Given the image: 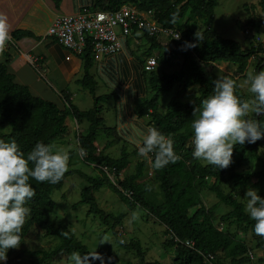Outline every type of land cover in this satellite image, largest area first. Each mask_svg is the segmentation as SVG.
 I'll use <instances>...</instances> for the list:
<instances>
[{"label": "trees", "instance_id": "obj_1", "mask_svg": "<svg viewBox=\"0 0 264 264\" xmlns=\"http://www.w3.org/2000/svg\"><path fill=\"white\" fill-rule=\"evenodd\" d=\"M217 2L218 0H92V7L99 9L117 10L123 4L135 5L140 10L151 9L162 26L175 28L181 34L179 40L169 38L176 44L170 49L168 45L158 43L155 36L150 37L142 32L151 43L144 56L152 55L154 49H160L168 56H161L162 53L158 55L157 65L158 61H164V57L167 63L171 60L175 67L171 72L162 71L161 74L156 73V68L151 72L144 71L150 75L149 82L153 93L137 106L141 116L149 117V127L157 128L174 141L175 152L180 157L177 162L170 163L159 171H154L151 164L149 165L150 179L156 189L153 188L151 180L145 178V160L135 162L134 170L120 177V173L129 165L132 153L126 146L120 149L118 156H112L105 151L110 143L108 141L98 150L100 129H104L107 138L115 131L112 127L105 126L101 115L102 102L112 98L113 94H95L96 81L89 71L93 60L91 46L88 45L81 55L83 75L77 80L93 96V105L87 109L78 108L67 94L63 96V109L50 100L34 95L27 85L16 82L13 74L9 72L8 55L0 61V139H14L20 149L27 153L37 142L53 143L69 135L72 128L67 119L71 117L77 125L86 123L85 128L81 129L78 125L73 132L78 149L82 147L87 152L82 158L83 161L88 165L98 166V172L93 175L69 168L64 178L54 185L30 181L36 194L29 201L31 216L23 226L22 241L33 230H40L43 236H52L57 241L50 248L31 251L28 264H49L54 259H60L61 255L68 257L73 253H79L85 264H118L101 248L90 251L65 224L56 225L50 218V212L56 207L52 192L60 189L66 177L73 173L80 175L88 184L82 188L81 198L75 204H88L87 213L93 214L111 229H114V225L125 214L107 213L99 207L95 192L102 186L111 188L129 208L139 207L161 223L167 233L163 246L171 249L173 253L170 264H222L223 259H228L231 264H242L248 261L249 256L252 257L248 244L237 238L235 231H231L229 227L235 225L237 229L254 233L255 221L244 211L242 193L233 189L250 181L258 195L264 198V170H253L250 162L253 157L262 159L261 155L264 156V139L234 146L232 162L227 168H215L192 156L193 136L190 125L193 108L212 94L215 66L223 68L225 75L230 78L246 77L245 72L251 59L258 57L254 70H264L263 43L242 48L239 42L224 38L213 29V10ZM259 3L264 10V0ZM198 20L203 23L201 31L194 28ZM195 33H202L203 40H197ZM27 34L17 30L11 36L17 40ZM188 44L196 46L189 47ZM261 53L262 56L259 57ZM175 84L180 87L178 93L196 85L198 96L185 103L171 98L165 110L160 112V96L172 90ZM236 93L242 98L245 97L237 91ZM254 118L264 120V117H255V114ZM72 153L70 151V157ZM110 174H113L115 180L110 178ZM208 178H213V182L209 183ZM223 182H232V190L226 191L221 186ZM204 189H209L218 202L229 207L219 217L221 228L215 223L214 210L217 206L206 207L202 201L201 192ZM125 192H129V196ZM225 224L226 228L223 229ZM175 237L181 241L192 240L194 247H187L174 240ZM256 241L258 246L264 247V237L258 236ZM123 245L127 249L137 250L139 261L136 264H160L157 260L144 261L139 240Z\"/></svg>", "mask_w": 264, "mask_h": 264}, {"label": "rangeland", "instance_id": "obj_2", "mask_svg": "<svg viewBox=\"0 0 264 264\" xmlns=\"http://www.w3.org/2000/svg\"><path fill=\"white\" fill-rule=\"evenodd\" d=\"M259 1L260 0H218L217 5L213 10V29L220 36L239 42L242 48H249L251 45H258L259 42L264 44V10L262 9ZM196 24L195 26L193 24L194 28L197 31H201L203 29L202 21L198 20ZM161 39L164 40V43L162 42V44L168 45L170 49H173L176 45L173 40L166 37H162ZM142 42L143 45L141 47L149 45V42L146 39H142ZM154 52L158 55L162 53L161 56H168L166 52H162L160 49H155ZM258 56L261 57L262 53ZM162 59L166 61H161V63L165 64L166 68V70L163 69V71L171 72L170 70L174 69V66H169L164 57ZM257 60L258 57L251 59L246 72L254 69ZM221 69L223 70V68ZM156 70V73H162L158 67ZM213 74L215 78L226 76L225 72H222L216 67L213 70ZM46 77L51 81L48 76ZM234 80L237 83L236 91L244 95V98H248L250 94L248 92L247 85L245 84L246 77H237ZM76 87L78 86L74 85V88ZM197 88L198 87L196 85L192 86L187 90V93L184 94V92L178 93L179 86L175 85L168 93H164L160 96L159 111L163 112L165 110L166 105L171 98H176L182 102L191 101L194 97L198 96ZM82 92V94L80 93L75 98V102L73 104L77 103L79 107H91L93 105L92 96L88 92ZM148 92H150V90H148ZM103 93L106 94V91L103 86L100 85L96 91V95H104ZM152 93L153 92L148 93L146 97H151ZM110 103V101L106 100L102 102L101 115L104 117V124L107 125L112 123L110 119L111 116H113L112 111L109 110ZM67 122L70 127L75 125L71 117L67 119ZM74 131H76V129H74ZM102 134L106 135L104 133V129H100L97 139L98 144L102 143L100 141ZM67 137L68 135L64 139L54 141L53 143L60 148L73 151L69 161V168L79 169L89 175L97 173L98 166L94 164H86L78 154L75 135L73 136V140L72 135L70 136V141L66 140ZM121 148L109 147L108 150L105 151H108V153L112 156H118ZM131 148V146L126 147L128 151H130ZM133 150L135 151L133 152ZM130 152H132L130 163L120 173V177L122 178L127 173L132 172L134 170L135 162L145 160L147 162V166L145 168V178L147 180H151L150 162L146 158L141 157L136 148H132ZM261 156L262 159H256L254 157L250 159L253 170H264V156ZM201 162L206 164L205 161ZM109 176L112 180H115L113 174H110ZM208 181L209 183H212L213 178H208ZM150 182L153 188L156 189V185L153 183V180ZM231 183L232 182H223L221 186L225 187L226 191H231L233 188ZM87 185V182L80 177V175L73 173L66 177L64 184L60 189H55L52 192L51 196L56 202V207L50 212V218L54 224H65L78 239L88 246L90 251L94 252L97 248H101L109 255V258L112 261L118 264L138 263L139 259L137 250L127 249L123 245L129 244L131 241L135 240H139L140 242L144 261L151 262L157 260L160 264H170L173 253L171 249L163 246V241L167 238V233H165V228L161 223L156 221L155 218L147 214L146 211L139 207L129 208L111 188L102 186L97 192H95V199L99 207L107 213L125 214L120 222L114 225V229H111L109 225L104 224L93 214L87 213L88 204H75L81 198L80 193L82 188ZM249 187L254 188L250 181L233 189L241 191L242 200L245 203L246 198L244 197V194ZM201 198L206 207H210L212 205L217 206L214 210L216 215L215 223L221 228L222 225L221 222H219V217L227 212L229 207L221 202H218L215 195L209 189H204L201 192ZM134 216L136 218H134ZM112 223L113 221L111 220L110 224ZM224 228H226V224L223 225V229ZM229 229L231 231H235L236 237L244 240L248 244L250 252L252 253V257L249 256L248 261L242 264H264V247L258 246L256 241L258 235L249 230L242 231L237 229L235 225H231ZM56 241L57 239L52 236H43L40 230H33L26 235L19 248L9 249L7 251V260L0 261V264H28L29 259H31V251L39 248H50ZM70 256L67 257L65 255H61L60 259H54L49 264H71ZM222 257L223 254H221V258ZM221 263L231 264L228 259H223ZM81 264L85 263L82 261Z\"/></svg>", "mask_w": 264, "mask_h": 264}, {"label": "clouds", "instance_id": "obj_3", "mask_svg": "<svg viewBox=\"0 0 264 264\" xmlns=\"http://www.w3.org/2000/svg\"><path fill=\"white\" fill-rule=\"evenodd\" d=\"M194 35L197 40H203L202 33ZM11 39L7 16L0 13V55ZM212 83V94L193 108L190 125L192 156L215 168H227L232 162L234 146L264 139V120L254 118V114L255 117H264V70L246 72L248 98L236 93L237 83L229 76L217 77ZM132 142L154 171L180 159L174 141L155 127L139 131ZM77 151L81 158L87 155L82 147ZM70 158V150L55 143L37 142L25 153L14 139H0V261H6L7 251L19 248L21 244L23 226L31 216L29 201L36 194L30 181L59 183L69 170ZM244 197V211L255 221L253 231L264 237V198L251 187L245 191ZM70 260L71 264H81L82 257L73 253Z\"/></svg>", "mask_w": 264, "mask_h": 264}, {"label": "crops", "instance_id": "obj_4", "mask_svg": "<svg viewBox=\"0 0 264 264\" xmlns=\"http://www.w3.org/2000/svg\"><path fill=\"white\" fill-rule=\"evenodd\" d=\"M91 6L92 0H0V13L7 16L11 35L17 30L28 33L17 40L12 38L0 55V61L8 55L7 67L15 81L27 85L34 95L54 102L61 109L64 108V94H67L74 103L82 91L88 92L77 82L83 75V60L82 56L68 51L53 37L45 34L57 15L75 13ZM161 38L156 39L160 44L164 43ZM142 39H146L142 32H135L129 37L120 36L119 52L100 60H92L89 71L96 81L95 94L100 85L106 94H113L112 98L106 100L111 102L109 110L113 113L110 119L112 123L105 126L112 127L115 131L108 138L102 134L100 139L102 143L98 144L97 141L98 150L102 149L107 141L110 142L108 148L124 146L136 148L133 139L137 138L139 131L149 128V117L141 116L137 110L138 104L152 92L150 75L143 69L144 52L151 43L141 47ZM152 55L158 57L154 51ZM168 65L173 66L171 60ZM157 67L161 72L163 69L166 70L165 64L159 61ZM215 67L224 72L218 65ZM74 85L78 87L74 88ZM75 105L80 109L88 108L79 107L77 103ZM73 121L75 125L71 127L72 131L66 138L68 141L71 140V135L73 140L74 129L79 125ZM79 127L85 128L86 123H80Z\"/></svg>", "mask_w": 264, "mask_h": 264}, {"label": "built area", "instance_id": "obj_5", "mask_svg": "<svg viewBox=\"0 0 264 264\" xmlns=\"http://www.w3.org/2000/svg\"><path fill=\"white\" fill-rule=\"evenodd\" d=\"M135 31L148 36L179 40L181 34L175 28L162 26L151 9L140 10L135 5L123 4L117 10L87 7L75 13L57 15L48 27L46 36L53 37L62 47L77 55H83L85 48L91 46V56L100 60L121 50L120 36L129 37ZM179 35V39L175 37ZM34 63L33 60H30ZM157 66L154 55L145 57L143 69L153 71ZM129 196V192H125ZM180 241L193 248L192 240Z\"/></svg>", "mask_w": 264, "mask_h": 264}]
</instances>
